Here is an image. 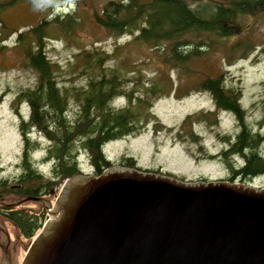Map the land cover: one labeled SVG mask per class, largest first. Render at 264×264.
Returning <instances> with one entry per match:
<instances>
[{"label": "rangeland", "instance_id": "obj_1", "mask_svg": "<svg viewBox=\"0 0 264 264\" xmlns=\"http://www.w3.org/2000/svg\"><path fill=\"white\" fill-rule=\"evenodd\" d=\"M77 1L78 4L74 1L80 19L77 29L70 35L51 31L50 37L45 39L46 55L52 62L57 63L55 72L60 87L80 89L86 86L89 70L83 57L78 55L82 51L95 48L110 54L105 66L109 69L118 68L120 75L128 80L124 86L132 90L134 98L145 95V89L154 79L165 83L162 94L151 99L153 105L148 108L147 116L140 119L139 130L104 146L106 158L118 162L120 157L130 156L143 169H160L186 180L229 179L230 167L239 166L242 160L235 155L226 159L221 153L229 149L238 132L237 118L231 114L216 113L215 123L201 120L186 125L185 128H182V124L184 118L189 115L198 116L214 109V99L210 92L191 90L190 87L200 83L199 81L207 75L222 74L223 84L228 88L234 87L231 90L239 95L240 104L246 110V121L256 128V123L264 113V13L245 18L243 34L229 42L215 44L202 58L189 63V69L182 70L183 67L163 64L161 56L155 52L152 45L134 42L133 35L115 37L96 25L93 19L94 11L101 9L109 0ZM207 3L209 2L206 0L198 5L203 7ZM61 12H66L62 4L48 7L42 0H28L0 13V47H3L0 49V94L4 93L0 102V179H8L9 183L22 173L20 160L23 140L19 121L21 118L28 119L30 112L26 102L18 103V92L36 82V73L26 65L17 45V34H8V29L20 31L44 19L46 14L48 18H53L56 15H64ZM2 23L8 29L4 28ZM245 36L253 40L254 49L246 56H242L241 50H238L239 53L233 54L232 59L228 60L229 47L236 42H242ZM67 93L70 102L68 117L73 119L80 107L72 91ZM126 102L127 99L123 97L114 101V104L125 105ZM211 116L214 117V114L211 113ZM263 132L264 128L261 129V133ZM31 137L33 141L41 143L33 156L37 169L45 177H51L54 160L50 158L46 162L43 161L50 143L38 132H33ZM83 140L81 138L73 142V153L77 151L76 156L82 171L91 174L94 168L88 150L82 146ZM262 147L264 148V145ZM236 182L263 188L264 176L253 177L247 182L239 178ZM53 194L54 191L46 196L48 209L50 200L55 199ZM19 198L8 196L6 200L14 202ZM24 208L37 212L41 209L47 210L36 203L25 204ZM0 224L6 236L8 234V248L14 264L15 261L20 263L29 247V239L26 240L18 234L15 226L4 220L2 214ZM0 245L5 246L1 232Z\"/></svg>", "mask_w": 264, "mask_h": 264}, {"label": "trees", "instance_id": "obj_2", "mask_svg": "<svg viewBox=\"0 0 264 264\" xmlns=\"http://www.w3.org/2000/svg\"><path fill=\"white\" fill-rule=\"evenodd\" d=\"M24 1L28 0H0V13ZM42 1L55 5L63 0ZM202 1L206 0H109L101 9L94 11L93 19L96 25L115 37L131 34L134 42L152 45L163 64L185 70L189 69V63L202 58L215 44L229 42L243 34L245 18L264 13V0H207L209 3L203 7L198 5ZM75 2L78 4L77 0ZM210 2L213 8L209 6ZM77 15L75 12L62 19V16L45 18L17 35V45L26 65L36 73V82L18 92V103L26 102L30 110L28 119L21 118L19 122L23 140L22 173L12 183L8 179H0V201L8 196H49L53 191L52 196L56 197L65 179L83 174L77 153H73V142L81 138L84 139L82 145L90 154L94 173L99 175L113 164L103 153L104 145L139 130L140 119L147 116L148 108L153 105L151 99L160 96L165 89V83L154 79L145 89V95L134 98L132 90L124 86L128 80L120 75L118 68L105 66L110 54L99 48L82 51L78 55L83 57L89 70L86 86L80 89L60 87L55 72L57 63L47 57L45 39L50 37L51 31L70 35L80 24ZM245 37L242 42L229 47L228 60L239 53L238 50L246 56L254 49L253 40ZM222 78V74L207 75L190 88L210 92L217 108L237 115L241 130L222 155L227 158L236 154L242 160L239 166L230 167L229 180L240 178L247 182L264 174V132H260L264 128V113L256 128L247 124L237 95L223 84ZM67 91H72L80 107L73 119L68 117L70 102ZM3 97L4 93L0 94V102ZM118 97H125L126 105H112ZM204 118V114L188 116L182 128ZM32 132H38L50 143L43 161L54 160L51 177L41 174L32 158L41 144L32 140ZM118 163L129 168L137 164L134 158L126 156L120 157ZM0 214L25 239L34 237L45 218L44 210L31 213L24 208H0Z\"/></svg>", "mask_w": 264, "mask_h": 264}, {"label": "water", "instance_id": "obj_3", "mask_svg": "<svg viewBox=\"0 0 264 264\" xmlns=\"http://www.w3.org/2000/svg\"><path fill=\"white\" fill-rule=\"evenodd\" d=\"M27 201L48 210L0 206ZM51 217L21 264H264V188L243 183L116 166L68 179ZM0 232V264H14Z\"/></svg>", "mask_w": 264, "mask_h": 264}, {"label": "bare ground", "instance_id": "obj_4", "mask_svg": "<svg viewBox=\"0 0 264 264\" xmlns=\"http://www.w3.org/2000/svg\"><path fill=\"white\" fill-rule=\"evenodd\" d=\"M198 6V5H197ZM20 93V92H19ZM132 96V95H131ZM223 105V104H222ZM119 125V124H118ZM255 125V124H254Z\"/></svg>", "mask_w": 264, "mask_h": 264}]
</instances>
